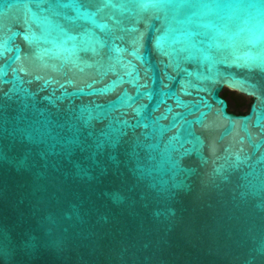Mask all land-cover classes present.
<instances>
[{
    "label": "water",
    "instance_id": "obj_1",
    "mask_svg": "<svg viewBox=\"0 0 264 264\" xmlns=\"http://www.w3.org/2000/svg\"><path fill=\"white\" fill-rule=\"evenodd\" d=\"M0 264H264V0H0Z\"/></svg>",
    "mask_w": 264,
    "mask_h": 264
},
{
    "label": "rangeland",
    "instance_id": "obj_2",
    "mask_svg": "<svg viewBox=\"0 0 264 264\" xmlns=\"http://www.w3.org/2000/svg\"><path fill=\"white\" fill-rule=\"evenodd\" d=\"M224 93L228 96L230 108L235 110L240 108L244 112H248L253 101L251 97H247L235 90L225 89Z\"/></svg>",
    "mask_w": 264,
    "mask_h": 264
},
{
    "label": "trees",
    "instance_id": "obj_3",
    "mask_svg": "<svg viewBox=\"0 0 264 264\" xmlns=\"http://www.w3.org/2000/svg\"><path fill=\"white\" fill-rule=\"evenodd\" d=\"M226 93H223V96H225ZM234 112L238 113V114H243V113H247V112H244L243 110H241L240 108H237L235 110H233Z\"/></svg>",
    "mask_w": 264,
    "mask_h": 264
},
{
    "label": "flooded vegetation",
    "instance_id": "obj_4",
    "mask_svg": "<svg viewBox=\"0 0 264 264\" xmlns=\"http://www.w3.org/2000/svg\"><path fill=\"white\" fill-rule=\"evenodd\" d=\"M224 97L228 100V96H227V95H225ZM230 110L233 111L231 108H230ZM233 112H234V111H233ZM235 113H236V112H235Z\"/></svg>",
    "mask_w": 264,
    "mask_h": 264
}]
</instances>
